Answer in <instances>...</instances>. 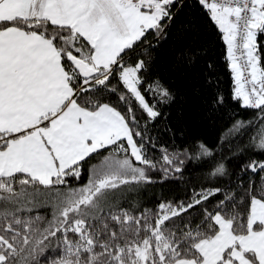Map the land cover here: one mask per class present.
I'll return each mask as SVG.
<instances>
[{
  "label": "snow or ice",
  "instance_id": "obj_1",
  "mask_svg": "<svg viewBox=\"0 0 264 264\" xmlns=\"http://www.w3.org/2000/svg\"><path fill=\"white\" fill-rule=\"evenodd\" d=\"M170 37L206 117L237 105L215 147L161 143ZM0 264H264V0H0Z\"/></svg>",
  "mask_w": 264,
  "mask_h": 264
},
{
  "label": "trees",
  "instance_id": "obj_2",
  "mask_svg": "<svg viewBox=\"0 0 264 264\" xmlns=\"http://www.w3.org/2000/svg\"><path fill=\"white\" fill-rule=\"evenodd\" d=\"M195 11L199 13V8L197 7ZM209 31L213 32L212 29H209ZM212 39L215 44V55L219 62L217 71V76L219 78V91L228 98L230 96L232 81L229 71L224 66L225 61L222 55L224 46L222 41L215 36V34L212 35ZM173 46L180 47V43L175 38L170 37L160 49L162 53L167 54L161 55L156 61L157 66L153 69V72L157 77L163 78L164 81H169L180 88L182 99L171 106L170 116L172 127L182 129L183 132H177L174 139L169 133L161 132V143L169 147L170 150L173 147L182 150L190 143V138H195L204 141L210 147H215L221 132L231 123V120L228 119V113L236 111L237 105L232 104L229 100V103L225 105V109L215 113L211 120L208 119L206 117V113L208 112V99L215 89L208 88L204 84L202 76H195L188 79L171 70L172 59L170 49ZM145 96L150 103L154 102L153 97L150 94L145 93ZM180 113H182V115H180ZM137 114H140L139 110ZM240 115L248 117L249 113L241 111ZM162 127L163 125H160V128ZM152 134L155 135L156 131H153ZM191 150L194 151V149ZM156 155H159V153L156 152ZM188 171L192 173L188 178L189 183L187 187L189 189L193 186L199 188L201 184L206 183L195 162L188 165ZM84 179H87V173L85 174ZM164 191L166 195H184V192L176 187L166 186ZM44 211L46 210L41 209V212Z\"/></svg>",
  "mask_w": 264,
  "mask_h": 264
}]
</instances>
